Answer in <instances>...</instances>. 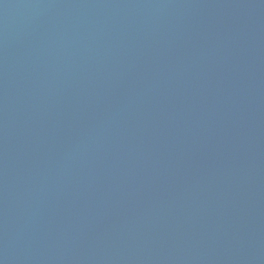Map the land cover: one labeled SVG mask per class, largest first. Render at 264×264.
Here are the masks:
<instances>
[{"label":"water","instance_id":"obj_1","mask_svg":"<svg viewBox=\"0 0 264 264\" xmlns=\"http://www.w3.org/2000/svg\"><path fill=\"white\" fill-rule=\"evenodd\" d=\"M0 264H264V0H0Z\"/></svg>","mask_w":264,"mask_h":264}]
</instances>
